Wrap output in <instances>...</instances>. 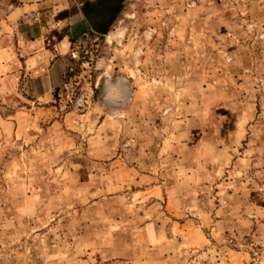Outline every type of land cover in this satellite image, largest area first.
Masks as SVG:
<instances>
[{
	"label": "rangeland",
	"instance_id": "obj_1",
	"mask_svg": "<svg viewBox=\"0 0 264 264\" xmlns=\"http://www.w3.org/2000/svg\"><path fill=\"white\" fill-rule=\"evenodd\" d=\"M95 1L0 0V47L70 40L50 94L0 81V264H264V0H123L106 34Z\"/></svg>",
	"mask_w": 264,
	"mask_h": 264
},
{
	"label": "crops",
	"instance_id": "obj_2",
	"mask_svg": "<svg viewBox=\"0 0 264 264\" xmlns=\"http://www.w3.org/2000/svg\"><path fill=\"white\" fill-rule=\"evenodd\" d=\"M36 5L40 11H47L49 8L46 2ZM25 25L26 23H23V26ZM29 25L35 31L19 34L16 46L7 44L0 47V81H9L8 79L12 78L19 80L24 76L23 79L29 84L28 89L37 97H42L50 94V89L59 84L62 76L61 61L70 40L64 36L60 38V35L56 37L53 29L37 22ZM21 58H24L23 63ZM22 64L26 72L19 74L18 66Z\"/></svg>",
	"mask_w": 264,
	"mask_h": 264
},
{
	"label": "water",
	"instance_id": "obj_3",
	"mask_svg": "<svg viewBox=\"0 0 264 264\" xmlns=\"http://www.w3.org/2000/svg\"><path fill=\"white\" fill-rule=\"evenodd\" d=\"M123 0H97L88 9H84L86 18L92 29L106 34L116 18Z\"/></svg>",
	"mask_w": 264,
	"mask_h": 264
},
{
	"label": "flooded vegetation",
	"instance_id": "obj_4",
	"mask_svg": "<svg viewBox=\"0 0 264 264\" xmlns=\"http://www.w3.org/2000/svg\"><path fill=\"white\" fill-rule=\"evenodd\" d=\"M93 3H94V2H93ZM93 3H92V4H93ZM89 6H90V5H88V7H89Z\"/></svg>",
	"mask_w": 264,
	"mask_h": 264
}]
</instances>
